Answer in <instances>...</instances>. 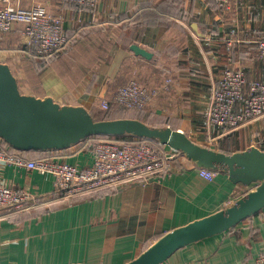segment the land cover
<instances>
[{"label":"crops","instance_id":"obj_1","mask_svg":"<svg viewBox=\"0 0 264 264\" xmlns=\"http://www.w3.org/2000/svg\"><path fill=\"white\" fill-rule=\"evenodd\" d=\"M19 3L62 15L70 37L62 53L40 64L23 45L22 25L6 34L0 64L9 68L21 94L83 108L94 120L136 119L152 128L169 127L225 154L250 147L264 151V120L225 133L206 120L209 94L229 58L247 81L262 77V63L247 46L264 35V0H236L231 12L220 15L209 0H98L96 9L60 0ZM226 38L239 42L228 51ZM132 46L149 58L136 55ZM130 80L147 88L170 83L143 112H124L113 97ZM103 100L110 102L106 111ZM91 142L24 156L84 169L92 164ZM199 170L177 157L161 177L65 200L56 195L51 175L5 167L6 182L48 202L38 198L25 212L0 213V264H126L162 235L229 207L252 188L230 182L223 172L208 181ZM261 255L264 209L225 233L177 250L163 264H253Z\"/></svg>","mask_w":264,"mask_h":264},{"label":"built area","instance_id":"obj_2","mask_svg":"<svg viewBox=\"0 0 264 264\" xmlns=\"http://www.w3.org/2000/svg\"><path fill=\"white\" fill-rule=\"evenodd\" d=\"M20 0H0V37L11 31L15 24L23 26V45L42 60L57 52H63L70 43L64 29L65 18L47 11L23 9ZM63 4L96 9L98 0H60ZM217 6V15L231 12L236 0H211ZM239 40L226 38L228 51ZM263 73L259 80L247 81L242 69L226 65L208 97L207 125L223 133L237 130L246 124L264 117V35L255 42ZM170 80L159 88H147L130 80L120 87L113 97V104L135 111L150 106L162 91L168 90ZM103 111L110 102H101ZM132 137V136H130ZM92 164L84 169L49 158L27 160L24 152L12 149L0 139V213L22 212L31 207L39 197L29 188H16L3 179L5 167L13 166L36 171L40 175L53 177L54 190L60 199H72L91 195L99 191L117 189L118 186L134 182H145L161 177L172 169L179 152L144 138L132 137L117 140L114 137L96 139L90 147ZM201 177L212 181L216 172L200 169ZM251 190L255 188L251 186ZM250 190V191H251ZM253 264H264V255Z\"/></svg>","mask_w":264,"mask_h":264},{"label":"water","instance_id":"obj_3","mask_svg":"<svg viewBox=\"0 0 264 264\" xmlns=\"http://www.w3.org/2000/svg\"><path fill=\"white\" fill-rule=\"evenodd\" d=\"M136 55L149 54L131 47ZM132 136L154 140L181 153L199 169L223 172L230 182L255 188L229 207L176 228L126 264H163L188 245L225 233L264 209V151L250 147L225 154L200 146L184 133L152 128L136 119L94 120L80 107L21 94L15 77L0 64V139L19 152L58 151L90 137Z\"/></svg>","mask_w":264,"mask_h":264},{"label":"trees","instance_id":"obj_4","mask_svg":"<svg viewBox=\"0 0 264 264\" xmlns=\"http://www.w3.org/2000/svg\"><path fill=\"white\" fill-rule=\"evenodd\" d=\"M153 1H155V0H153ZM211 3H212V5L215 7V8H217V6L211 1V0H209ZM181 5H183V4H181ZM184 6V5H183ZM218 10V9H217ZM6 35H4L2 38L0 37V41H5V39H6V37H5ZM243 36V35H242ZM241 36V37H242ZM5 38V39H4ZM257 38H260L259 37V35H256L255 36V39H257ZM248 47V49L249 50H253V54H254V59H256V60H259L258 59V53H257V46H256V44H253V45H248L247 46ZM222 49H224V48H222ZM224 51V50H223ZM236 51H237V49H236ZM238 52V51H237ZM60 53H62V52H60ZM242 54V53H241ZM45 61H47V60H41L40 61V64H42V63H44L45 64ZM118 108L121 110V111H124V112H127V111H131V110H128V109H125V108H122V107H119L118 106ZM145 110V109H144ZM144 110H142V111H136V112H138V113H140V112H143ZM107 117L106 118H110V116H112V113L110 112V111H108V113H107V115H106ZM123 137H127V138H132V137H130V136H122V137H118V139H120V138H123ZM102 138H106V137H90V138H87L86 140H84V141H81V142H83V143H86V142H91V141H93L94 139L96 140V139H102ZM151 142L152 143H156V141H154V140H151ZM95 143V141H93V142H91V144L90 145H88V148H90L93 144ZM225 145H228L229 146V143H227V142H225ZM224 145V146H225ZM223 146V145H222ZM178 157H184L181 153H179V155H178ZM26 211V210H25ZM25 211H22V212H25Z\"/></svg>","mask_w":264,"mask_h":264},{"label":"rangeland","instance_id":"obj_5","mask_svg":"<svg viewBox=\"0 0 264 264\" xmlns=\"http://www.w3.org/2000/svg\"><path fill=\"white\" fill-rule=\"evenodd\" d=\"M262 120H264V117L263 118H261ZM93 141H96L95 139L93 140Z\"/></svg>","mask_w":264,"mask_h":264}]
</instances>
